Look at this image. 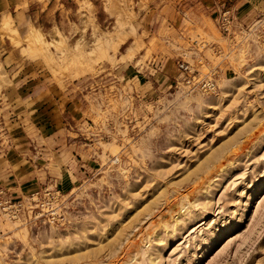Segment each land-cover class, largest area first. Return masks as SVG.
I'll return each mask as SVG.
<instances>
[{
  "label": "rangeland",
  "instance_id": "1",
  "mask_svg": "<svg viewBox=\"0 0 264 264\" xmlns=\"http://www.w3.org/2000/svg\"><path fill=\"white\" fill-rule=\"evenodd\" d=\"M0 181V264H264V0H0Z\"/></svg>",
  "mask_w": 264,
  "mask_h": 264
},
{
  "label": "built area",
  "instance_id": "2",
  "mask_svg": "<svg viewBox=\"0 0 264 264\" xmlns=\"http://www.w3.org/2000/svg\"><path fill=\"white\" fill-rule=\"evenodd\" d=\"M181 70L180 80L182 82H187L189 85L194 84L196 77H191L192 69L185 63L179 65ZM198 85H201L205 91H215L216 90V81L212 78H208L205 81L199 82ZM34 197V196H33ZM23 208L21 203H12L7 198V191L3 187L0 181V216H7L11 218H17Z\"/></svg>",
  "mask_w": 264,
  "mask_h": 264
},
{
  "label": "bare ground",
  "instance_id": "3",
  "mask_svg": "<svg viewBox=\"0 0 264 264\" xmlns=\"http://www.w3.org/2000/svg\"><path fill=\"white\" fill-rule=\"evenodd\" d=\"M86 3V5H88V7H90L91 9H94V5L90 2V1H86L85 2ZM89 17V16H88ZM5 22V21H4ZM6 22H7V20H6ZM32 32V31H31ZM57 32V31H56ZM33 36L30 38V39H33L35 42H36V44L37 45H39V46H47V44H50V42H48V41H46L44 38H43V36H44V34H43V32L40 30V29H38V28H34L33 29ZM56 35L58 36V34L56 33ZM27 39H28V41H27V43L29 42V38L27 37ZM58 39H59V37H58ZM56 40V41H54L53 40V42H52V44H54L55 46H57L58 47V45H57V42L59 41V40ZM33 40H31V41H33ZM30 41V42H31ZM33 41V42H34ZM30 42L28 43L29 45H30ZM32 44V43H31ZM35 45V44H34ZM32 46V45H31ZM54 47V46H53ZM34 48V47H33ZM32 48V49H33ZM42 49V48H41ZM50 49V48H49ZM56 49V48H55Z\"/></svg>",
  "mask_w": 264,
  "mask_h": 264
},
{
  "label": "crops",
  "instance_id": "4",
  "mask_svg": "<svg viewBox=\"0 0 264 264\" xmlns=\"http://www.w3.org/2000/svg\"><path fill=\"white\" fill-rule=\"evenodd\" d=\"M13 165H10L9 167H7L6 169H2L3 170V172H1V175H3L5 178H7L9 181L12 179V181H14L13 180V178H14V171L13 170H15L14 168L16 167V164H14V163H12ZM26 167H22V168H20V174H22V175H24V176H27V175H29L30 174V172H28V173H26ZM15 182V181H14ZM14 190V193H17V194H19V189L17 188V184H15L14 185V188H13ZM20 196V195H19Z\"/></svg>",
  "mask_w": 264,
  "mask_h": 264
}]
</instances>
